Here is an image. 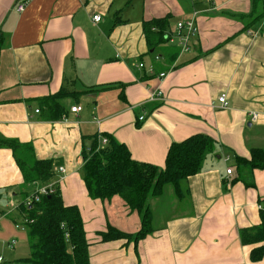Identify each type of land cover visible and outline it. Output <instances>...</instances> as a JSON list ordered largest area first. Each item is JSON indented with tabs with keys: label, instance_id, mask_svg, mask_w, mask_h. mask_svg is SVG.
I'll return each instance as SVG.
<instances>
[{
	"label": "crops",
	"instance_id": "1",
	"mask_svg": "<svg viewBox=\"0 0 264 264\" xmlns=\"http://www.w3.org/2000/svg\"><path fill=\"white\" fill-rule=\"evenodd\" d=\"M16 1L0 0V139L29 143L36 158L53 161L52 182L66 205L80 209L90 264H264L252 262V246L240 239L241 229L261 223L264 169L241 172L237 164L264 148V18L254 20L264 3L29 0L18 12ZM195 12L199 33L191 51L180 53L167 36ZM163 18L166 42L151 49L144 24ZM62 88L66 115L44 119L40 99ZM222 94L226 108L218 107ZM78 105L80 112L71 111ZM105 133L134 159L158 166L173 142L198 133L217 141L201 171L182 182V198L167 185L150 199L154 231L137 242L102 239L110 226L137 233L140 215L119 196L91 198L85 185L84 143ZM23 183L14 152L0 147V264H29L27 233L15 227Z\"/></svg>",
	"mask_w": 264,
	"mask_h": 264
},
{
	"label": "trees",
	"instance_id": "2",
	"mask_svg": "<svg viewBox=\"0 0 264 264\" xmlns=\"http://www.w3.org/2000/svg\"><path fill=\"white\" fill-rule=\"evenodd\" d=\"M257 1V0H255ZM264 3V0H258ZM264 18V11L255 21ZM169 19H154L144 24V31L150 48L165 43L164 32ZM68 93L62 88L57 93L41 98L43 117L46 120H60L66 108L59 101ZM106 144H101L98 134L83 146V178L89 196L93 199L121 197L132 211L140 215L141 227L137 233H125L110 226L100 233L104 241L126 238L135 242L154 231L150 199L163 193L165 186L173 185L180 198L185 194L182 182L199 173L209 154L215 152L217 141L203 133L194 134L183 141L173 142L168 150L164 166L136 160L128 146L111 134ZM101 144V145H99ZM0 147L10 148L24 176L21 186V200L17 207L20 221L25 226L30 246V255L23 259L29 264H90L89 243L80 209L77 205L64 203L60 186L56 191L33 200L29 205L23 201L30 195L28 185L52 182L55 177L51 159H38L29 143L0 139ZM240 171L243 168L264 169V148H253L250 158L237 157ZM1 196V194H0ZM18 222V221H17ZM15 222V223H17ZM68 233V237L66 234ZM244 245L252 246L251 260H264V210L261 209V223L240 230Z\"/></svg>",
	"mask_w": 264,
	"mask_h": 264
},
{
	"label": "built area",
	"instance_id": "3",
	"mask_svg": "<svg viewBox=\"0 0 264 264\" xmlns=\"http://www.w3.org/2000/svg\"><path fill=\"white\" fill-rule=\"evenodd\" d=\"M29 4V0H17L16 1V9L18 12H23L26 7ZM101 15H95L94 16V21L98 22L101 20ZM199 33V26L197 23V13L195 12L190 18L184 19L182 21H179L176 23V28L173 32H171L168 36H167V40L169 43L171 44H175L178 48L180 53H185V52H189L191 51L193 44H194V39L196 38V36ZM160 56L156 55V59H159ZM140 67H144V63H140L139 64ZM150 71L152 72L153 69L152 67H150ZM165 73H161L160 76H164ZM161 93L159 92V90L157 92H154L152 94V98H156L161 96ZM219 108H226L227 106V96L226 94H222L219 98ZM82 110L81 106H73L71 107V111L73 112H80ZM37 111L39 112V109H37ZM257 116V114H255V117ZM108 142V138L107 137H103L101 139V144H106ZM99 144V145H101ZM61 170L64 171V169L61 168ZM232 168H228L227 169V173L228 174H232ZM56 184L57 181H53L47 184H43L39 189L33 191L29 196H27L25 198V200L23 201V203H25V205H29L33 200H39L40 197H42L43 195L46 194H51L54 193L56 191ZM20 203H17L15 205V209H17L18 205ZM260 209L264 210V206L262 204H260ZM5 216V213H3L0 209V221L1 219ZM15 227L17 229H21L24 230L25 226L22 224L21 221H18L17 223H15ZM66 236L68 237V233L66 234ZM17 243V239L13 238L8 242V246L10 248H13ZM3 262L2 257L0 256V263Z\"/></svg>",
	"mask_w": 264,
	"mask_h": 264
},
{
	"label": "rangeland",
	"instance_id": "4",
	"mask_svg": "<svg viewBox=\"0 0 264 264\" xmlns=\"http://www.w3.org/2000/svg\"><path fill=\"white\" fill-rule=\"evenodd\" d=\"M232 164V161H229V163L227 164V165H231ZM21 200V199H20ZM3 209L2 210H6L7 211V209H4V207H2ZM3 212V211H2ZM5 212V211H4ZM21 235H23V233L21 232ZM23 239L21 238L20 239V245H19V247H21V249L22 250H25L26 252H28L27 250H29V246H28V243H24L23 241H22ZM26 254V253H25ZM28 254H29V252H28ZM27 257V256H26Z\"/></svg>",
	"mask_w": 264,
	"mask_h": 264
}]
</instances>
